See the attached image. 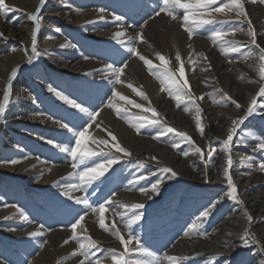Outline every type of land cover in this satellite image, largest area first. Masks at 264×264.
Here are the masks:
<instances>
[{
  "label": "rangeland",
  "instance_id": "1",
  "mask_svg": "<svg viewBox=\"0 0 264 264\" xmlns=\"http://www.w3.org/2000/svg\"><path fill=\"white\" fill-rule=\"evenodd\" d=\"M71 1L74 2L77 7L79 6L78 9L82 10L95 9V7H92L101 4L100 7L107 10L108 14L119 12L120 14H118L123 17V19L119 21L120 23L126 20V17L130 15V8L132 6L131 3L129 4V1L132 0ZM138 1L146 2L147 4L148 0ZM156 2L157 1H155V3L152 2L149 6V11H153L151 18L145 17L147 15L145 14L142 19H139L144 22H139V25L141 24L142 26L144 23L153 22V16L160 10ZM219 2L220 0H217V4H219ZM48 3L49 0H45V3L41 6L40 0H35V6H33L32 9L25 10L11 3V0H5L4 7L0 9V33L3 34L0 36V58L20 51H23L22 53L24 54V61L14 67V69H18L15 78L9 81V77L12 74L11 72L4 80L6 84L3 91L9 83L11 84V99L6 113L0 116V130H6V139L8 136L9 138L12 137L21 145L20 148H12V151L11 147L9 149L7 144L0 143V154L6 156L7 160L5 161L13 159L20 161V163L33 161L43 166L50 165L49 167H56L55 165L57 164L58 166L66 165L69 163L71 166V160L67 154L64 159L58 157L60 152L58 147L55 146V144L58 143L57 140L54 141L55 144H50L47 141L43 146L40 142L39 135H59L62 138H68L69 143L71 133H69L67 129L58 128L57 125L59 122L63 120L62 122L66 123L65 121L68 120L70 126L79 125L80 127H77L80 128V130H82L83 127H88L90 131L88 130L86 133V137H89L85 142L86 147L96 151L102 149L107 154L109 152L108 147L93 142V140H107L109 146L114 143H119L131 153L130 157H124L122 153H116L115 149L111 148V153L121 157V159L105 173L104 177L94 182V184L89 187L87 193L79 191L74 192L75 194L72 193L73 196L78 197L86 195L88 201L94 207L106 201H114L115 203H112L111 207L106 205V211L104 213L105 223H107L106 226L111 228L112 224L115 223L116 228L119 229L127 240L128 230L125 228L127 217L121 219L119 215H114V213L124 211V209L120 207L121 204L131 205L133 203H141L144 205L142 209L132 210L143 213L141 221L132 226V232L141 239L144 246L154 253V259L163 258L164 255H173L175 253V247L183 241L186 242V248L185 254L181 256L188 257V259L182 261L181 264H226V261H230V264H253L256 260L260 259V255L262 254L260 243L250 248L246 247L240 252L228 254L226 255V259H222L221 257L217 259L215 256L216 254L208 250V246L217 241L220 235L219 231L224 226V221L227 217L226 203L219 204L220 202H218L217 199L212 198V194H210L213 191L212 187L207 186L203 189L198 182L187 179L184 173L185 171H182L184 170L182 168L189 170V178H196L198 175H203V173L213 175L219 170L221 163L219 155L223 152L222 141L218 139V136H221L226 127H228V124H230L225 114L236 107L230 100H223L222 96L226 93L232 100H235L241 105L244 103L243 99L245 95L253 92L254 83H257L258 79H260L258 72L260 63L258 60L259 48L256 47V45H259L260 48H264V14L262 17L257 18L259 13L255 10L251 11L249 6L259 7L264 12V3H261L260 0H255V2H252V0H243L244 8L247 13L246 16L237 17L235 11L228 12L227 10L224 13H214L213 16L216 20L227 21V23L206 25L196 32L199 35L201 31L206 29H209L211 34L213 31H224L227 33L226 35L232 36L231 40L225 39L224 41H234L240 46L239 52H232L230 51V45L226 44V58L223 60V68L219 67L217 60L213 62L207 60L205 62L200 60L198 56L194 58V61L197 62V67H193V65L190 64L192 60L190 59V61L187 59V53H182L180 55L181 61L178 62L175 60L176 55L174 54V50L169 48H160V54L165 57L166 65L162 64L160 60L156 61L148 55H143L146 59L151 60L153 64L152 72L155 73L157 77L159 72L163 71L166 66L168 70L176 73L177 78L181 79V83L187 80L188 87L185 91L191 94L193 103H188V96H184L185 104H187L189 108V111L185 112V104L178 106L172 96L169 95L166 88L151 95L147 92L144 85H140L130 76H127L125 77L126 80L124 84L127 87L128 84L132 85V88L128 87L129 90L133 91L134 88L136 89L135 93L143 92L147 99H144L140 95L137 99L135 96L123 93L122 96H126L128 100L134 103L128 104L127 101L121 100L123 102L116 104L117 107L121 108L122 113L125 114L123 116H118L114 110L116 119L128 126H126L128 134L124 135L122 138L117 135L113 120L109 128L105 127L107 129L97 132V124H94L95 122H92L91 126H89L88 123H85L87 117L84 116V114L77 113V110L71 108L64 101L59 99L55 95V91L48 90V87L53 84L54 90L60 91L64 95L75 99L77 102L83 103L90 111H95L99 115L103 109L105 110V108H107L106 105L113 96V91H115V88L118 86L117 83H110L109 80L106 81V79H102L100 74L101 68L94 69V72L92 70L87 72L81 70L73 73L58 71L50 66L49 60L43 55L44 51L38 46V41L37 50L41 55L29 64L28 57L31 55V43L27 46V43H22L19 38L8 36L6 29L17 28L23 22L24 17H28L30 20L29 24L30 26L32 25V34L34 23L30 19V16L36 12L38 7L40 8L39 14L41 16L40 31L42 29L44 32L45 29H48L46 25L42 23L44 18L45 21L55 19L54 21L58 24H64L63 17H45L46 10L50 7L48 5H51L52 8L61 7V4L52 5V3ZM127 5L129 6L127 7ZM215 6L217 5H213V7ZM62 10L65 11L68 10V8ZM160 15H162V13ZM167 17L168 16H165L164 18L167 19ZM147 19L148 21L146 22L145 20ZM249 20L251 26L249 25ZM104 24L105 22H103V20L97 18L95 21L92 20L83 23V25L76 29L71 26H63L65 30L62 31L59 29L56 34L57 36L59 35V37L63 35L65 39H69L72 46L67 48L54 46L53 49H57L60 54L72 63L82 62L97 64V62H102L104 67L110 63L118 67H123L124 73L127 71L129 63L138 57L130 54L126 46L118 43L117 38H115L112 33L106 34L100 38L94 37L95 33L97 34L100 32V26ZM229 29H238V32L242 29L243 34L240 33L238 36V34H236L237 31L232 32L229 31ZM40 31L38 32L37 40ZM249 31H254L256 45L251 43V37L248 35ZM195 35L194 33L193 37ZM133 40L131 46H136L135 48L139 51V48H137V40ZM140 54L142 53L140 52ZM136 60H138V62L140 61V59ZM181 63H183L184 66L183 77H180L178 71ZM125 64L127 65L126 67H124ZM189 66H191L193 70L192 76L188 74ZM89 73L92 74L89 75ZM26 82L29 84L32 96V102L26 104V107L34 113L33 115L41 114L40 116L42 117L47 116L49 118L47 121L49 120V122H46L50 123L47 126H43L41 123L30 125L24 122H16L12 125L7 122L9 110L13 107L11 106L13 101V89L14 87H19L21 91L24 90ZM261 86L262 84L260 82L259 88ZM101 88L107 89V93H105L100 105L95 106L93 103L97 100ZM35 97L37 99L36 101L33 99ZM200 97H203V99H200ZM255 98L257 99L255 111L251 115H248L244 123L238 127L237 133L234 135L233 143L231 144V149L238 151L242 150L241 153L252 155L251 158L253 157L252 159H256L253 160V162H247L248 160L246 159L243 163L236 160L232 163L229 170L235 167L234 169L238 168L240 172H244L242 176L249 182L247 193L258 196L257 208H259L264 202V171H262L259 166L261 162H264V152L257 150V144L262 143L264 139V97L256 95ZM0 100H2V96ZM136 104L142 105V108L135 107ZM197 106L201 109L200 113L196 112ZM145 108L149 109V111L144 112L143 109ZM151 108L156 109L158 114L157 118L161 119L168 127H173L178 131L187 133L194 144L188 141H181L173 134L161 136L159 140H156L153 137L159 135V131L153 127L142 128L140 132L132 128L128 121L133 120V122H135L134 118L137 116L144 115L149 119L153 118L150 110ZM246 112L243 116H245ZM197 116H199L201 125L204 128L203 134H201L196 127ZM81 117H83V119H81ZM170 119L175 123L174 125ZM98 121L99 123L102 122L100 119H98ZM256 127L260 128L258 133L255 132ZM132 132L133 136L130 134ZM109 133H111V135H109ZM112 135L117 138L116 141L112 140ZM238 139L241 142H239ZM215 140H217L218 143ZM173 141L178 143V147H172ZM209 142L211 143L212 149H214L211 161H208L207 158V151L209 149L206 144ZM246 142H251V144L247 145ZM72 143L74 145V141H72ZM155 145L160 146L161 149L164 148L171 151V153L176 156L175 163L171 161L172 165H169L166 161L162 160L160 155L155 156L157 157L156 161L159 163L161 162L160 165L151 164L142 159V157L133 156L134 153L137 152L142 153L144 156H147V151L156 153L154 148ZM22 147L26 149H22ZM195 147H200L204 151L205 161H207V163L201 160L199 154L195 153ZM184 152H188L189 155L187 157L184 156ZM103 160L104 157L98 155L88 161V164L89 166H94L96 163H103ZM141 161L144 162L143 167L139 164ZM2 163H4V161H2ZM233 164H235L234 167ZM164 167L173 169L177 175L173 177L170 173L162 172L161 169ZM66 168L67 167H65L64 170ZM175 168L179 170L176 171ZM64 170L62 176L56 177L46 184H38L41 182L42 178L46 177L45 175L37 176V178L34 177L35 175H32L28 178L29 181H27L20 176L8 175L0 170V259L6 261L7 264H80V261L84 260V257L70 255L72 251L79 248L77 241H73L70 237L73 235L71 233V226L80 215L85 216V219L81 221V225H83V228L86 230L82 231L81 227L78 226L79 230L77 229L75 233L77 238L81 242L87 243L88 241L85 242L82 237L90 236L97 243V249L94 250L95 256H90L88 259L95 261V259L99 257L100 264H113L110 250L114 249L117 252H122L124 250V246L112 235L111 231L104 232L99 228L98 215L94 214L90 208H86L84 205H77L73 200L62 195L66 190L63 185L78 182V178L75 175H69L73 173L72 170L66 172ZM141 175L145 178L139 179ZM158 179L163 180L161 184H165L166 182L171 184L163 186L162 188L159 187L158 193H152L149 191L151 184L155 183ZM140 188L148 189V191L142 193L139 191ZM223 188L229 189L230 187L227 183ZM161 191L163 192L160 193ZM238 199L241 200L237 191L236 200ZM213 203L216 204V207L212 210L209 217L203 220V226L200 227L198 225L200 227L199 230L192 229L190 227L192 223L187 220L191 216L197 218L200 212ZM20 212H23L28 219H22ZM128 215H131V211H129ZM251 221L249 222L251 223ZM260 221L262 224L264 223V208L260 213ZM41 225L43 226L42 229ZM38 230L41 231V235L36 237L29 236V233ZM62 231L68 232L67 240H69V243L66 245H71L73 247L66 255L62 248L63 245L57 248L50 238L53 233ZM140 232L149 233V235H144V233L139 235ZM78 235L81 236L79 237ZM149 238H153L151 244L148 242ZM134 246L135 241L128 245L130 248ZM55 248L57 249L54 250ZM178 257L180 256L178 255ZM85 264H87V261H85Z\"/></svg>",
  "mask_w": 264,
  "mask_h": 264
},
{
  "label": "bare ground",
  "instance_id": "2",
  "mask_svg": "<svg viewBox=\"0 0 264 264\" xmlns=\"http://www.w3.org/2000/svg\"><path fill=\"white\" fill-rule=\"evenodd\" d=\"M155 1H157L156 4H158L160 7L161 6V0H148L147 4H146V2H139L138 0L129 1V4L131 3V5H132L130 8L131 13L128 17H126V20H123L120 23L119 21L115 20L116 16H120L119 15L120 13L117 12L114 14H112V13L108 14L107 10H105L103 7H100L101 4L95 5L92 7V8L95 7V9H88V10L84 9V10H82V9H78L79 6L77 7L74 4V2H72L71 0H49L48 4H51V3H52V5L53 4H61V7L60 8H57V7L52 8L51 5H48L50 7H49V9L46 10V16L45 17H52V18L63 17L64 24H61V23L58 24L57 22L54 21L55 19L45 21V18H44L42 20V23L45 24L48 29H45L44 32L42 29H41V31L39 30L40 35H39L38 40H37L38 46L40 48H42V50L44 51L43 55L45 58H47L49 60L50 66H52V68H54L58 71L73 73L75 71H81V70H85L87 72L90 70L93 71L94 69H97V68L102 69L104 67L102 65V62H99V63L97 62V64L96 63H93V64L92 63H82V62L72 63L69 60H67V58H65L62 54H60L57 51V49L56 50L53 49L54 46L61 47V45H65V47H61V48H67V47L72 46V43H70L69 39H65L63 35L61 37H59V35L57 36V34H56L57 29L64 31L65 29L63 28V26H71V27L76 29V28H79L81 25H83V23H85V22L92 21V20L95 21V20H97V18H100V20H103V22H105V24L101 25L100 26L101 28L99 27L101 29L99 33L94 34V37H96V38H100V37L105 36L106 34H111V33L114 35L118 31H123L124 33H126V35L122 38L125 41H127L129 37L135 38L137 36V33H142L143 34V40L135 39V41L137 40V42H138L137 48H139V51L142 53L141 55H148V56H150V58L152 57L156 61H159V58L156 54L157 53L160 54V48L161 47L162 48H169L171 50H174L175 55L177 53H179L180 55L182 53H187V55H186L187 59L192 60V62L190 64H192L193 67L194 66L197 67V64H196L197 62L194 61V58L196 56L200 57V60L205 61V62L207 60H210V62L217 60L219 67L220 68L224 67L223 60L226 58V55H225L226 49H227L226 43L218 40L214 44L213 41L210 39L212 34L210 33L209 29L201 31V33L199 35L197 33H195L196 35L194 37H192L191 40H189L187 33L183 30V28L181 26L183 23V21H182L183 10L182 9L179 10L177 20H172L170 17H167V19H166L164 17L167 15L162 13V15H160L159 17H157V15L155 14V16H153V18H154L153 22H147L148 21V19H147V20H145L147 23H144L142 26H141V24L139 25V22H141V21L144 22L143 20H139V19H142V17H144L145 14H147L145 17H148L149 19L151 18L153 11L152 12L149 11V6H150V4H152V2L155 3ZM11 3H13L14 5L16 4L17 6H19L20 8H23L25 10L32 9L33 6H35V0H11ZM125 4H128V3H125ZM124 6H126V5H124ZM128 6L129 5H127V7ZM50 8H51V10H50ZM64 8H68V10L63 11L62 9H64ZM100 9H104L105 11L103 13H101ZM249 9L251 11L255 10L256 12L259 13V16L257 18L262 17L264 14V12L259 7L249 6ZM101 17H103V19H101ZM29 21L30 20L28 19V17H24L23 22L17 28H15V29L14 28H7L6 32H7L8 36L13 37V38H19V40H21L22 43L26 42L27 46H29L31 43V26H32V25L30 26ZM240 33L243 34V31H240V32L237 31L236 32V34H238V36L240 35ZM225 39L231 40L232 36L231 35L230 36L225 35L223 40H225ZM67 42L69 43V45ZM221 48L224 49L223 52L221 51ZM22 52L23 51H20L18 53L15 52L14 54H10V55H7L3 58H0V97L3 94V89H4V86L6 84L4 82V80L12 72L14 67L18 66L20 63H22L24 61V57H23L24 54ZM90 56H91V54H90ZM205 56L207 57V59H204ZM136 57H138V56H136ZM136 59H139V57L133 59L129 63L127 71H125L121 76V80L123 81V83L118 84V86L115 88V91L121 93V95H123V93H128L132 96H135L137 99L139 98V95L137 93L130 91L129 88L124 84V81L126 80L125 77H127V76H130L132 79H134V81H136L140 85H144V87L147 89V92H149V94H151V95L158 93L162 88L165 89V86L160 83V80L158 79L157 75L155 73H153L152 71H150L148 69L147 65H145L143 61L140 60L138 62V60H136ZM153 59H152V61H153ZM192 73H193V70L191 69V66H189V70H188L189 76H192ZM260 82H261L260 79H258L257 83L256 82L254 83L253 92L245 95V97L243 99L244 103L240 105V108H237V107L232 108L228 113L225 114V117H227L230 124H228V127H226L225 131H223V134L221 136L220 135L218 136L219 140L223 141L224 139H226L228 131L232 126V121L234 119L240 118L244 115V113L246 112L251 100L253 98H255L257 95V91L259 89ZM21 85H22V83H21ZM44 85H46V84H44ZM41 88H43V87H41ZM44 89H46V88H44ZM50 89L54 90L53 84H51L50 87H48L49 91H50ZM104 89L105 88H101V91L98 94L99 96H98L97 100L95 101V103H93L95 106L100 105L105 93H107L106 92L107 89H105V90ZM33 99H35V101L37 100L36 97ZM31 100H32V96H31V90L29 89L28 82H26L24 90H22V91L20 90L19 87H17V88L14 87V89H13V101H12V105H11L13 107H11L9 110L7 122L11 123L12 125H13V123H16V122H18V123L24 122V123H28L30 125H35L36 123H41L43 126H47L48 124H50V123H47V122H49V120L47 121V119H49L47 116L42 117V116H40L41 114L40 115H38V114L33 115L34 113L31 110L27 109L26 104L32 102ZM110 100H112V102L114 104H120L121 102H123L118 97H113V96L110 98ZM131 108H133V107H131ZM114 113H115L114 109H110L108 107L105 108V110L103 109V111L98 115L94 124L100 125V127H96L97 132H100L103 129L109 128L110 124L113 120L114 121L113 125L115 126V129L117 131L116 133L120 138H122L124 135L128 134L126 131L127 130L126 128L128 126H127V124L122 123L120 120L116 119V116L114 115ZM98 119H100L102 122L99 123ZM170 121L173 123V125L175 124L171 119H170ZM65 122L69 123L68 120H66ZM76 126H79V125H76ZM57 127L62 128V127H60V123H58ZM105 127H107V128H105ZM259 131H260V128L256 127L255 132L258 133ZM130 134H131V136H133V132ZM5 135H6V130H4V129L0 130V143L7 144L9 149L11 147V150H12V148H18V147L20 148L21 147V145H19L20 143L15 141L12 137L9 138V136H8V138L6 139ZM39 139H40V142L43 144V146L49 140H51V141L57 140L58 141L57 144L62 145V146L68 144V138H62L59 135H57V136H55V135L43 136L40 134ZM215 141H217V140H215ZM238 141H239V139H238ZM239 142H241V141H239ZM217 143H218V141H217ZM246 143H247V145L251 144V142H246ZM262 143H264V139H263ZM210 144L211 143L209 142L206 145L209 146ZM154 148L156 150V153H150L149 151H147L146 152L147 156H144L142 153L137 152V153H134L133 156L142 157V159H144L145 161H147L151 164H159L160 165L161 162L159 163L158 161L151 159V157H153V156L160 155L162 160L166 161L169 165H172L171 161L173 163H175L174 161L176 159V156L174 154H172L171 151L164 149V148L161 149L160 146H158V145H155ZM22 149H26V148L22 147ZM14 150H16V149H14ZM218 151H220V150H218ZM241 151L242 150L238 151L235 149H231L230 155H231V159H232L233 163L236 160H238V162H240V163L242 161L245 162V160H246L245 157L251 158L252 155L250 156L248 154H244L243 152L241 153ZM59 152L60 153H59L58 157L60 159L66 158V154L61 152L60 149H59ZM222 152L223 153L219 152L220 153L219 156H220V160H221L219 170H217V172L213 175L203 173V175H198L196 178L195 177L189 178V175H188L189 170L182 168V169H184L182 171H185L184 173H185V176L187 179H191V180L198 182L200 184L201 188L204 189L207 186L212 187L213 191L210 194H212V198H215L218 200V202H220L219 204L226 203L227 217L224 221V226L219 231L220 235L218 236L217 241L214 242L212 245L208 246V250H210L214 254H216L215 255L216 257H221L222 259H226V255L236 253V252H240L246 248V247L241 246V238L245 232H247L250 237H255L256 239H258L261 246L264 245V223L262 224L260 221V213H261L262 209L264 208V202H263V204L260 205L259 208H257L258 196L254 195V194L247 193L249 182H248V180L243 178L242 175L244 172H240L238 168L234 169L235 164H233L234 168L232 170H229L228 165H227V159H228L227 155L229 156V153L224 150L223 145H222ZM224 152H225V154H224ZM252 158H251V160H248L247 162H253V160L256 159V158L255 159H252ZM5 160H7L6 156L3 154H0V170H2L5 174L13 175V176H20L21 178H23L27 181H29L28 178H30V176H32V175H35L34 176L35 178H37V176H44L45 175L46 177L42 178L41 182L38 184H46L49 181L53 180L54 178L62 176L63 170L65 167H67L64 170L65 172L68 170H72L73 173L75 172L74 169L69 165V163H67L66 165H59L58 166V164H57V165H55L56 167H49L50 165L49 166H47V165L43 166L40 163L28 161V162H22L16 166H13V165L11 166V165H8L6 163H2V161H5ZM40 161H42V160H40ZM254 162H256V161H254ZM226 168H228V173L232 177L233 183L235 184V186L237 188V191L240 195L241 200L229 199L227 196V193L229 191H231V189L230 188L229 189L223 188V186L225 184H227V180L225 178V169ZM175 170L177 171L179 169L175 168ZM180 174H181V172H180ZM63 180H65V179H63ZM174 182H175V180H174ZM169 184H171V183L166 182L165 184H160L159 187L162 188L163 186H168ZM149 191H151V188L149 189ZM162 192L163 191H161L160 193H162ZM156 196H158V195H156ZM155 210H157V209H155ZM249 216H252V221H251L252 224L248 220ZM196 219L197 218H195L194 216H191L187 221L190 223H193L194 221H196ZM7 229H8V227H7ZM77 229H78V227H77ZM196 229L199 230L200 227L198 226ZM67 233L63 232V231L59 232V233H53L50 237L52 243L55 244V246L57 248H59L63 245L62 248L64 250L65 255H66V253L68 254V251L72 250V248H73L71 245H64V243H63L64 240H66L68 238ZM143 233H144V235H149V233H145V232H140L139 235H141ZM82 238L84 239L85 242H87V240L85 239L86 238L85 236H83ZM148 242H149V244H151V242H153V238H151V239L149 238ZM57 248H55L54 250H56ZM185 248H186V242L185 241L179 243V245H177L175 247V250L173 249L175 251V253L173 255L181 256V255L185 254ZM253 264H264V254H261L260 259L256 260Z\"/></svg>",
  "mask_w": 264,
  "mask_h": 264
},
{
  "label": "snow or ice",
  "instance_id": "3",
  "mask_svg": "<svg viewBox=\"0 0 264 264\" xmlns=\"http://www.w3.org/2000/svg\"><path fill=\"white\" fill-rule=\"evenodd\" d=\"M252 2H255V0H252ZM261 3H264V0H260ZM45 3V0H40V5L42 6ZM5 5V0H0V9H2ZM213 5H217L213 7ZM183 10L182 15V28L187 33L188 39L191 40L194 33L198 32L201 28H203L206 25H213V24H224L227 23V21H218L214 18V13H224L226 10L228 12L235 11L237 17L246 16V10L244 8L243 0H220L219 4H217V0H161V6L160 10L156 12V15H160L161 13L166 14L168 17H170L172 20L178 19V13L179 10ZM101 13H103L105 10L100 9ZM40 8L38 7L36 12L34 14H31L30 19L34 23V30L31 34V55L28 57V63L31 64L32 61L39 57L41 54L37 50V35L39 32V29L41 27V16H40ZM6 15V13H5ZM207 17V18H205ZM103 19V17H101ZM122 16H116L115 20L120 21L122 20ZM249 25L251 26V22L249 20ZM238 29H229V31H237ZM59 31V29H57ZM239 31H242L240 29ZM227 33L224 31H213L210 39L215 44L216 41H223L226 44L230 45V51L232 52H239L240 46L234 42V41H224L223 38ZM3 34L0 33V36ZM126 33L123 31H118L114 34L115 38H117V42L121 45H124L127 47V51L135 56H138L141 61L144 62L145 65H147L148 69L150 71L153 70V64L151 60L146 59L145 56L141 55L140 52L135 48L131 46V42L133 39L143 40V34L137 33V36L135 38L129 37L127 41L120 39L124 37ZM248 35L251 37V43L256 45V38L254 31H249ZM61 47H65V45H61ZM256 47L259 48V77L262 86L259 88V91L257 93V96L264 97V48H260L259 45H256ZM27 51V50H26ZM221 51L223 52L224 49L221 48ZM159 58V60L162 62V64L166 65L165 57L159 53L156 54ZM176 61H181V56L179 53L175 56ZM204 59H207L205 56ZM127 65L125 64L124 67ZM124 68L118 67L115 64H108L103 69L100 70V74L102 76V79L109 80L110 82H114L117 84L123 83L121 80V74L123 73ZM180 77L184 76V66L183 63L180 64V67L178 69ZM18 72V69H13L11 76L9 77V81L15 78L16 74ZM91 73H89L90 75ZM158 79L160 80V83L165 86L166 90L168 91L169 95L172 96V98L176 101L177 105L185 104L184 96H188V103H193L191 94L186 92L185 89L188 87V81L184 80L183 83H181V79L177 78L176 73L173 71H170L165 66L163 71H160L158 74ZM129 88H132L131 84H128ZM10 88L11 84L5 88L2 94V100H0V116L4 115L6 113V110L10 104ZM52 91H55V95L64 101L67 105H69L71 108L77 110V113L84 114V116L87 117V121L85 123H88L89 126H91L92 122H95L96 117L98 115L95 111H90L88 107H86L83 103L77 102L75 99L70 98L67 95H64L60 91H56L53 89H50ZM162 90H164L162 88ZM133 91L135 92L136 89L133 88ZM144 99H147L145 94L143 92L137 93ZM113 97H118L121 100L127 101L128 104H133L134 102L131 100H128L126 96H122L121 93L113 91L112 93ZM200 99H203V97H200ZM223 100H230L237 108H240V105L235 101L232 100L230 96H228L226 93L222 96ZM257 105V99L253 98L247 108V112L245 116L234 119L232 121V126L228 131L226 139H224L221 143L223 145V148L225 151L229 153L228 159H227V165L228 168L231 167L233 161L231 159V144L233 143L234 135L237 133V129L240 125L244 123V121L247 119L248 115H251L255 111V106ZM106 107L110 109H114L116 114L118 116L125 115L122 113L121 108L117 107L116 104L112 102V100H109ZM135 107L142 108V105L136 104ZM152 112V119H149L148 117L144 115H140L134 118L135 122L133 120H129L128 123L131 125L132 128L136 129L137 132H140L142 128L145 127H153L158 129L159 135L154 136L153 138L156 140H159L161 136H165L167 134H173L175 137H178L181 141H188L189 143L194 142L191 140V137L182 131H178L174 129L173 127H168L166 124L162 122L161 119L157 118L158 114L155 108L150 109ZM144 112L149 111V109L145 108L143 109ZM184 111H189V108L187 104H185ZM201 109L197 106L196 112L200 113ZM83 119V117H81ZM60 127L67 129L69 133H71V139L68 144L66 145H59L55 144L54 141H48L50 144H55L56 147L60 149L61 152L67 154L69 159L71 160V167L75 171L72 174H69L70 176L75 175L78 178L77 183H67L63 185V187L66 189L62 195L68 197V199L73 200L77 205H84L86 208H90L93 213L98 215V225L99 228L102 229L104 232H110L112 235H114L119 243L124 246V250L122 252H117L116 250H110L111 259L113 264H181L182 261L187 260L188 257L184 256H174V255H164L163 258L160 259H154V253L144 246L141 242V239L137 236H135L132 232V226L136 225L138 222L141 221L143 217V213L132 211V210H138L142 209L144 207L141 203H133L131 205L128 204H121L120 207L124 209L123 212L114 213V215H119L121 219H125L127 217L125 222V228L128 230V239L126 240L124 236L121 234L118 228H116L115 223L112 224L111 228L106 226L105 223V211H106V205L108 207H111L112 203H115L114 201H106L105 203H101L97 206H93L87 199V196L78 197L73 196L72 193L74 192H84L87 193L89 187H91L94 182L99 181L102 177L105 176V173L109 171V169L116 164L121 157L116 156L115 154L111 153V148L115 149L116 153H122L124 157H130L131 153L124 147H122L119 143H114L111 146H109V143L107 140H99L95 141L94 143L103 144L106 147L109 148V152L106 154L102 149L101 150H92L88 147H86V140L89 139V137H86V133L88 132V127H83L82 130L78 128L77 126H70L69 123L59 122ZM97 127H100L99 124H97ZM196 127L200 131L201 134L204 132V128L201 125L200 118L197 116L196 118ZM111 135V133H109ZM116 137L112 135V140L116 141ZM74 141V145L72 143ZM172 147L176 148L178 147V143L176 141H173ZM209 150L207 151V158L208 161H211L213 158V152L214 149H212L211 144L208 146ZM257 150L264 152V143L257 144ZM195 153L200 155V158L202 161L207 163L205 161V153L200 147L194 148ZM102 156L104 157L103 163H96L94 166H89L88 161L92 160L96 156ZM184 156H188V152L183 153ZM152 160H157V157L153 156L151 157ZM247 160H251L250 157H245ZM6 164L16 165L20 163L18 160H8L4 161ZM243 163V161H242ZM140 166H144V162H139ZM250 166V165H249ZM260 169L264 171V162L260 163ZM228 168L225 169V178L227 180V183L231 189L227 193V196L229 199L236 200L237 199V188L235 184L233 183L231 175L228 173ZM164 173H170L171 176L175 177L177 173L168 167H164L161 169ZM144 176H140L139 179H144ZM163 182L162 179H158L155 183L151 184V192L152 193H158L159 192V186ZM140 192L145 193L148 191V189L140 188ZM151 198V197H149ZM216 207V204H211L208 208L200 212L199 216L197 217L196 221H194L190 227L192 229H196L198 225L200 227L203 226V220L207 219L212 212V210ZM131 211V215L129 216L128 213ZM20 216L22 219L27 220L28 217L23 213L20 212ZM85 219L84 215H80L78 219H76L75 223L72 224V233L73 235L70 237V239L76 240L79 244V248L72 251L70 254L71 256H82L84 257V260L80 261V264H85V261H87V264H100V259L97 257L95 261L88 259L90 256H95V251L97 249V243L95 240H93L90 236L86 237L85 239L88 241L87 243L81 242L77 236H76V229L78 226L81 227V230L84 231L86 229L83 228V225H81V221ZM248 220L251 221L252 217L249 216ZM43 226L41 225V229ZM41 231H34L29 233L30 237H36L41 235ZM135 241L134 247H128L129 244H132V242ZM65 245L69 243V240H64L63 242ZM253 245H259V240L255 237H250L247 232L244 233V235L241 238V246L242 247H252ZM261 253L264 254V245L261 246ZM219 259V257H217ZM0 264H7L6 261L3 259H0ZM226 264H230V261H226Z\"/></svg>",
  "mask_w": 264,
  "mask_h": 264
}]
</instances>
